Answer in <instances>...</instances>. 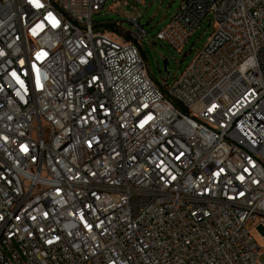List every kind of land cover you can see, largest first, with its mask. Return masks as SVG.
Masks as SVG:
<instances>
[{"label": "built area", "instance_id": "1", "mask_svg": "<svg viewBox=\"0 0 264 264\" xmlns=\"http://www.w3.org/2000/svg\"><path fill=\"white\" fill-rule=\"evenodd\" d=\"M104 2L0 0V264H264V0H180L170 86Z\"/></svg>", "mask_w": 264, "mask_h": 264}, {"label": "rangeland", "instance_id": "2", "mask_svg": "<svg viewBox=\"0 0 264 264\" xmlns=\"http://www.w3.org/2000/svg\"><path fill=\"white\" fill-rule=\"evenodd\" d=\"M179 3L180 0H143L142 3L105 0L102 10L93 14L92 20L101 24L116 22L119 28L132 33L137 29L129 18H135L134 23L145 31L139 49L149 75L156 85L166 83L170 86L186 69L212 30L208 17L202 19L180 51L165 41L155 40L154 36L166 26ZM260 245L264 246V239L260 240ZM260 260L264 262V257Z\"/></svg>", "mask_w": 264, "mask_h": 264}, {"label": "trees", "instance_id": "3", "mask_svg": "<svg viewBox=\"0 0 264 264\" xmlns=\"http://www.w3.org/2000/svg\"><path fill=\"white\" fill-rule=\"evenodd\" d=\"M112 29V28H111Z\"/></svg>", "mask_w": 264, "mask_h": 264}]
</instances>
